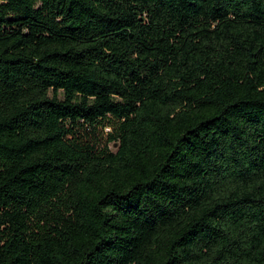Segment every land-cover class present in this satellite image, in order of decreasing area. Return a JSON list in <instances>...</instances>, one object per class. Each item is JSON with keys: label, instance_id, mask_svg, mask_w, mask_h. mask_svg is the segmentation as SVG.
Returning <instances> with one entry per match:
<instances>
[{"label": "trees", "instance_id": "obj_1", "mask_svg": "<svg viewBox=\"0 0 264 264\" xmlns=\"http://www.w3.org/2000/svg\"><path fill=\"white\" fill-rule=\"evenodd\" d=\"M0 264H264V0H0Z\"/></svg>", "mask_w": 264, "mask_h": 264}]
</instances>
